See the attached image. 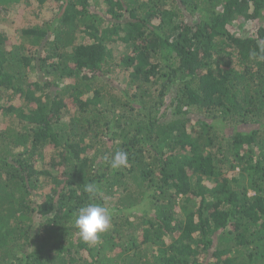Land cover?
Returning <instances> with one entry per match:
<instances>
[{
  "label": "trees",
  "instance_id": "16d2710c",
  "mask_svg": "<svg viewBox=\"0 0 264 264\" xmlns=\"http://www.w3.org/2000/svg\"><path fill=\"white\" fill-rule=\"evenodd\" d=\"M38 2L0 28V264H264V0Z\"/></svg>",
  "mask_w": 264,
  "mask_h": 264
},
{
  "label": "clouds",
  "instance_id": "9594fccd",
  "mask_svg": "<svg viewBox=\"0 0 264 264\" xmlns=\"http://www.w3.org/2000/svg\"><path fill=\"white\" fill-rule=\"evenodd\" d=\"M251 55L264 61V43L259 45V53L253 51ZM126 157V152L117 151L108 161L110 167L119 169L125 166L127 163ZM85 191L91 196L96 193L97 187L90 183L85 185ZM111 215V211L102 204L89 203L81 206L77 210L74 219V227L77 229L80 239L90 245L98 243L100 235L111 226Z\"/></svg>",
  "mask_w": 264,
  "mask_h": 264
},
{
  "label": "rangeland",
  "instance_id": "374dc122",
  "mask_svg": "<svg viewBox=\"0 0 264 264\" xmlns=\"http://www.w3.org/2000/svg\"><path fill=\"white\" fill-rule=\"evenodd\" d=\"M6 8L0 7V28L6 30L11 38H17L19 41L23 29L40 22L42 19H48V17L53 16L51 6L48 4L45 5L44 8H41L38 0H20L9 8ZM112 47L117 50L119 55H122L127 48L126 45L121 42L112 44ZM123 80H125V78L121 77L120 81L123 82ZM0 101L4 103L8 102L5 97L1 98ZM12 102L15 101H11V103ZM10 119L11 118H9L8 121H10ZM6 123V120L0 117V127L5 126Z\"/></svg>",
  "mask_w": 264,
  "mask_h": 264
}]
</instances>
